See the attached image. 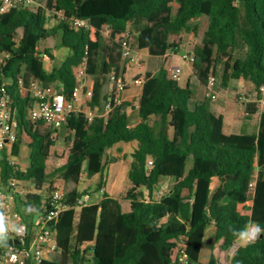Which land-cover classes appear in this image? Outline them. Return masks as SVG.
<instances>
[{
  "label": "trees",
  "instance_id": "trees-1",
  "mask_svg": "<svg viewBox=\"0 0 264 264\" xmlns=\"http://www.w3.org/2000/svg\"><path fill=\"white\" fill-rule=\"evenodd\" d=\"M44 0L53 10L67 17L88 20L98 35L90 43V31L73 30L68 19L48 27L47 11L20 6L0 15V84L11 96L18 122L17 141L12 156L19 157L24 138L31 150L25 170L11 165L6 152L0 154L1 182L7 189L11 178L32 189L18 204L25 220L32 222L49 199L54 184L64 186L68 206L56 226L57 249L41 264H175L166 251L173 242L185 239L189 264H201L206 230L215 228V242L230 252V264H264V110L255 134L224 133V120L211 110V100L197 98L189 83L182 86L160 68L146 75L137 109L139 122L129 126L123 106L104 116L109 98L110 74L120 75L123 58L119 43L108 44L100 30L106 24L111 33L128 32L136 48L148 50L152 57H163L177 45L172 37L203 33L196 44L192 69L201 84L209 71L216 77L221 67V84L232 80L252 84L255 92L264 84V0ZM201 24V25H202ZM57 37L59 47L69 51L66 60L47 72L39 58V46ZM50 55V50L44 48ZM87 59V76L93 79L89 105L98 116L89 123L84 114H72L64 127L72 142L66 162L47 171L48 137L33 130L28 111L34 105L23 98L30 78L46 86L63 89L72 99L75 86L73 68ZM105 70L107 72H105ZM217 79V77H216ZM249 118L256 103L246 104ZM42 124V123H39ZM43 125V124H42ZM169 130L172 135H169ZM121 143L136 145L127 177L131 184L124 197L115 198L104 191L107 180L108 151ZM153 161L150 171L147 161ZM182 159H191L187 174L179 179ZM97 180L103 191L98 204L83 207L77 217L76 201L81 175ZM257 175L254 195L249 183ZM167 176L174 180L162 195L158 191ZM217 179L219 185L212 190ZM253 202V206L247 203ZM123 202H130L129 210ZM256 224L263 237L243 243L240 233ZM5 244L0 241V252ZM208 264H218L211 254Z\"/></svg>",
  "mask_w": 264,
  "mask_h": 264
},
{
  "label": "built area",
  "instance_id": "built-area-1",
  "mask_svg": "<svg viewBox=\"0 0 264 264\" xmlns=\"http://www.w3.org/2000/svg\"><path fill=\"white\" fill-rule=\"evenodd\" d=\"M35 0H0V15L7 14L13 9L20 6H30ZM238 4V0H234ZM59 15L60 20L68 19L69 27L73 30L84 29L92 31L93 28L88 20L67 17L61 11H52ZM50 15V13L48 12ZM100 34L109 37L111 28L108 24L100 30ZM131 36L128 32L124 33L123 39L119 42L121 56L124 60L133 59V48ZM43 58L48 60L49 56L43 54ZM190 65L194 62L193 55L184 57ZM136 66L140 68L141 62ZM87 59L73 68L75 86L72 93V99H68L63 94V89L53 85L46 86L40 80L31 78L26 86L19 82V92L22 97L30 96L34 105L28 111V119L31 123L43 125L58 131L65 126L68 118L72 114H84L85 119L91 123L98 116L97 108L91 107L89 103L93 97V82L87 76ZM184 72L183 67L173 66L167 71V76L172 81L179 82ZM90 83V84H89ZM135 84L143 85V81L134 80ZM217 79L211 73L208 77L205 87V97L211 101H216L218 94L216 91ZM7 84H0V154L6 152L11 165L16 166V158L12 156L13 145L17 141L18 122L16 120L15 109L12 105L11 96L5 90ZM126 82L115 74H110L109 98L104 107V116L109 115L113 110L124 105L123 94L126 91ZM256 113L255 117L259 118L264 110V84L259 87L255 100ZM139 106V102L136 103ZM249 113L245 110L243 118L249 119ZM153 167V161L149 159L146 164V170L150 171ZM86 178L85 174L81 175V180ZM257 182V175L249 183V195H254ZM27 186L18 179L11 178L9 186L5 189L1 182L0 166V216L3 217L5 227L4 238L2 241L5 248L0 252V264H41L46 260L49 254L57 249L55 226L61 214L68 209L64 201V186L62 183H56L53 186L49 199L42 205V211L33 219L32 222L25 220L24 214L18 204V199H25L29 193ZM163 189V187H162ZM167 192V191H166ZM164 193L161 190L158 195ZM91 204L90 193H85L76 201L77 217L80 210ZM258 226L250 224L247 233L248 238L243 243L253 242L259 238V233L255 232ZM259 228V227H258ZM260 229V228H259ZM9 241L18 243L9 244ZM179 248L175 257V264H189L187 253V243L185 239L179 241ZM239 247H233L234 251Z\"/></svg>",
  "mask_w": 264,
  "mask_h": 264
},
{
  "label": "crops",
  "instance_id": "crops-1",
  "mask_svg": "<svg viewBox=\"0 0 264 264\" xmlns=\"http://www.w3.org/2000/svg\"><path fill=\"white\" fill-rule=\"evenodd\" d=\"M44 2V0H42ZM47 4V3H46ZM179 4V0L174 3V7L177 8ZM47 9H51L49 5H46ZM46 9V10H47ZM57 11V10H56ZM56 20L59 19V15L55 14ZM199 30L204 28V25L202 24V21L199 20ZM202 24V25H201ZM198 33H188V34H183L179 36V40L177 43V48L174 49V51H169L167 54H165L163 57H152L149 55L148 50H139L136 48L135 45V40L132 38L131 43H132V48H133V59L134 61L131 60H124L123 63L121 64L120 68V75L125 82H126V91L123 94V100H124V107H123V112H125L127 119L129 121V126L132 128L134 127L138 122H139V117H138V112L137 109L138 107L136 106V103L139 102L141 94H142V89L143 85L135 84L134 80L139 79L144 82L145 76L146 75H154L156 74L160 68H165L167 71L173 66H181L184 69V72L182 76H186L187 79H189L190 87L193 90L195 96L197 98H203L205 96V86L201 84L199 81H197L194 77H191V67L190 64L185 61L184 57L188 56L190 52L195 50L196 44L199 42V38L202 34V31H199ZM124 37L123 33L120 32H113L109 36L108 44L111 46L113 43H119ZM175 41L174 39L171 38V42L173 43ZM95 44V43H94ZM92 44V45H94ZM46 48V47H45ZM49 49V48H48ZM65 49V48H62ZM50 50V49H49ZM67 50V49H66ZM40 51V50H39ZM58 51L56 50H50V55L47 53H42L39 54V58L42 62V65L44 69L47 72H51L53 70V67L50 69L46 67L45 64H48L52 59H55L57 56ZM43 54H47L49 56V59L46 60L43 58ZM137 62H141L140 68L136 66ZM105 72H107L105 70ZM181 76V77H182ZM90 82H93V79L90 78ZM90 84V83H89ZM183 86V85H182ZM245 86L239 82L237 86H234L232 89L234 91H243L245 90ZM109 92V91H108ZM226 100L224 104H216L213 106V111L217 115H221L224 120V133L227 135H238V134H255L257 133L258 130V121L259 118L252 116L249 119H244L243 118V112L245 111V102L240 101L239 103H236V101L233 99L232 94H227L226 95ZM257 93H255V96L253 99H256ZM33 125H36L32 123ZM45 126V125H44ZM47 127V126H46ZM25 139V138H24ZM22 142V145L20 147V154L19 157L22 155L23 147H24V140ZM30 140H28V146L30 145ZM136 145L134 143H121L115 145L113 149V156L115 157V160L110 162L109 165L107 166V180H106V185L104 188V191L107 192L110 196L118 198L117 196L121 192L122 187H130L131 184L119 186L118 185V180L122 179L126 174L128 173L130 164L132 162V153L135 149ZM17 158V159H18ZM182 161H188L189 166L188 170L190 169V159H182L180 161V166ZM187 170V172H188ZM186 172V174H187ZM185 174V175H186ZM111 175V183H110V189L107 188V183H108V177ZM184 175V176H185ZM183 176V177H184ZM182 177V178H183ZM128 178V177H127ZM86 178L82 179L80 182H83ZM87 180V179H86ZM91 183V185H96L97 180L92 179V180H87ZM219 185V182L217 179H214L211 185L212 190L216 189ZM163 189L166 187L165 181L162 183L161 188ZM80 189V187H79ZM81 191V190H80ZM117 192V195H112L111 192ZM103 193V191H102ZM102 193L100 194V197L97 201H93V196L91 195V204H98L101 199H102ZM95 197V196H94ZM97 197V196H96ZM249 206H253V202L249 201L247 203ZM130 208V207H129ZM37 215H35L36 217ZM34 217V218H35ZM212 226V225H210ZM210 226L206 230L205 235H207V240H208V232L210 230ZM212 232L213 235L215 234V228L212 226ZM205 237V236H204ZM204 242V240H203ZM207 244V243H206ZM202 255V252H201ZM201 264H205L202 263ZM208 264V262L206 263Z\"/></svg>",
  "mask_w": 264,
  "mask_h": 264
},
{
  "label": "rangeland",
  "instance_id": "rangeland-1",
  "mask_svg": "<svg viewBox=\"0 0 264 264\" xmlns=\"http://www.w3.org/2000/svg\"><path fill=\"white\" fill-rule=\"evenodd\" d=\"M46 5L47 4L45 2H43L42 0H35L34 3H32L30 6H27V7H29L33 11H37L39 8H43L45 11H47V13L49 12L50 15L48 14V16H49L48 27L51 28V27H54L58 21L56 20V17L54 16L55 14L52 12V10L47 9ZM199 31H202V33H203V30L200 29ZM181 35H183V34H181ZM97 38H98V35L96 36V33L94 31H91L90 36H89L90 43L94 44L97 41L96 40ZM106 38H107V40L110 39L109 37H106ZM172 39L175 40V41H173V43L175 44L179 40V36L172 37ZM45 47L49 48L52 51L53 50L58 51L56 58L52 59L48 64H45L46 67L49 69L51 67L62 64L66 60V58L69 54L68 50L62 49L61 47H59V41H58L57 37H51V38H48L46 41H44V43H42L39 46V50L41 53L43 52ZM189 55H191V54H189ZM190 67H191L190 68L191 69V77H194L197 80V78L194 76L192 65H190ZM221 71H222V68L217 67V69H216V74H217V76H216L217 77L216 91L218 94V98L216 101L211 102V110L213 111V106L216 104H224L225 100L227 98L226 97L227 94H232V97L236 101V103H239L240 101H244L245 102V110H246V104L253 103L256 100V99H253L255 96V93H256L254 87L252 86V84L250 82L244 81V80H232L231 82H229L227 87H223L221 84ZM210 74H211V71H209L208 76ZM30 79H29V81H30ZM239 82H241L245 86L244 87L245 90H243L241 92L240 91H234L232 88L234 86H237ZM179 83L184 86L186 83H189V79H187L186 76H182ZM204 86L206 87V84ZM26 97L27 96L24 95L23 98H26ZM32 128H33V130L38 131V133L40 135L48 137V139H47L48 140L47 151H46L47 152V171L52 172L55 169L61 167L66 162V159H67V156L69 153V149L72 145V142L68 141V139H70V135L66 132L64 127L60 128L58 131H54L51 128H48L42 124H36V125H32ZM169 135L170 136L172 135L171 130H169ZM24 140L25 141H24V147H23L22 155L20 156V158H18V159L16 158V160H15L16 166L20 170H25L28 167L29 157H30V153H31V150H30L28 143H27L29 138H25ZM113 152H114L113 149L108 151V155H107L106 159H107V161H109V163L115 160V157L113 156ZM190 162H191L190 163V167H191V165H192L191 159H190ZM188 166H189L188 161H182L181 166L179 167V179H181L186 174V172L188 170ZM111 181H112V179H111V175H110L108 177V183H107L108 189H110ZM173 181L174 180L172 179V177L167 176L165 178L166 187L164 189L160 188L159 191L161 190L162 193H165L168 190V187H167L168 184H170ZM127 184H129V180H128L127 174H126V176H124L122 179L118 180V185L123 186V185H127ZM79 187H80L81 191H84L85 193H90V195L93 196V201H97L100 197V194L102 193V191H97L96 185H91V183L89 181H87L86 179L83 180V182L81 183V185ZM26 189L29 192L32 191V189H30L28 187ZM128 189H129V187H125V186L122 187L121 192L119 193V195L117 197L118 198L124 197V195ZM111 193H112V195H117V192H115V191L111 192ZM129 207H130V202H123V209L125 211L129 210ZM32 209H33L32 211L35 212L36 215H38L40 213V209H38L37 207H33ZM212 231H213L212 226H210V230L208 232V240H207V235H205V237H204L201 262L206 264L207 262H209L211 254H213L214 258L218 264H230V257L233 254V249H231L229 253L221 250L222 241L215 242L214 235H213V233H211ZM178 243L179 242H173L171 244L172 247L166 251L167 255H169L173 260L175 259L176 255H177V251L179 248ZM85 264H92V263L86 262Z\"/></svg>",
  "mask_w": 264,
  "mask_h": 264
},
{
  "label": "clouds",
  "instance_id": "clouds-1",
  "mask_svg": "<svg viewBox=\"0 0 264 264\" xmlns=\"http://www.w3.org/2000/svg\"><path fill=\"white\" fill-rule=\"evenodd\" d=\"M260 231L261 230L258 227L255 229L256 233H259ZM4 233H5V227L3 225V217L0 216V240H3ZM247 238H248V233L247 232L240 233V239L246 240Z\"/></svg>",
  "mask_w": 264,
  "mask_h": 264
},
{
  "label": "water",
  "instance_id": "water-1",
  "mask_svg": "<svg viewBox=\"0 0 264 264\" xmlns=\"http://www.w3.org/2000/svg\"><path fill=\"white\" fill-rule=\"evenodd\" d=\"M259 237L260 238H262L263 237V232H261V234L259 235ZM12 243H15V244H17L18 242L17 241H9V244L11 245Z\"/></svg>",
  "mask_w": 264,
  "mask_h": 264
}]
</instances>
